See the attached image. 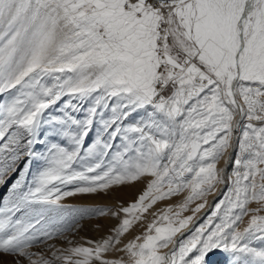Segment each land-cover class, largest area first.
I'll return each instance as SVG.
<instances>
[{
  "label": "snow or ice",
  "instance_id": "obj_1",
  "mask_svg": "<svg viewBox=\"0 0 264 264\" xmlns=\"http://www.w3.org/2000/svg\"><path fill=\"white\" fill-rule=\"evenodd\" d=\"M261 212L264 0H0V264H264Z\"/></svg>",
  "mask_w": 264,
  "mask_h": 264
},
{
  "label": "rangeland",
  "instance_id": "obj_2",
  "mask_svg": "<svg viewBox=\"0 0 264 264\" xmlns=\"http://www.w3.org/2000/svg\"><path fill=\"white\" fill-rule=\"evenodd\" d=\"M228 171H231V165L228 166ZM15 177H13L14 179ZM11 183V181H9ZM145 183L143 180H140L138 182H133L130 185H127L125 187L120 188H113L114 191L111 190L110 193L105 197H102L104 200L95 201L90 200L91 196L94 195H77L73 197H68L64 201V203L72 206H108V207H118L120 203H122L124 206H127L128 203L134 201L138 195L141 193V191L144 189ZM121 189V190H120ZM125 189V191H124ZM118 191V192H117ZM122 191V192H121ZM116 193V194H115ZM183 195H186V193L181 194L180 196L172 197L170 199L164 200L162 202H157V204L151 209L152 212H155L157 209H161L163 206L168 204H177L182 198ZM99 196H96L98 198ZM211 197V196H210ZM210 197L208 199H210ZM213 199V198H212ZM211 199V200H212ZM220 199V197H215V200ZM214 206V203H213ZM250 208H256L259 207V205L252 203L249 205ZM209 209L204 215H201V219L198 221V223H202L203 219L206 218V214L210 213ZM190 213H185V215H188ZM260 214L264 215V212H261ZM152 217L149 215L148 220L150 221ZM248 217H245L244 222L240 224V228L243 229L247 224ZM84 227L81 229L79 236L76 238L79 242L83 243V241L79 240V237H87L92 240L98 239L100 236L104 235V233L107 231L108 228L114 226L116 224L115 220L112 219H102V220H91V221H84ZM95 223H101L104 225L103 231L97 232L93 228V224ZM144 231L143 228L139 227L137 225L135 228L131 230V232L124 237L125 241L131 239L135 235H140ZM187 235V233H186ZM56 243H60L59 240L55 241ZM39 251V249H36ZM8 258V260H11V257L5 256Z\"/></svg>",
  "mask_w": 264,
  "mask_h": 264
},
{
  "label": "bare ground",
  "instance_id": "obj_3",
  "mask_svg": "<svg viewBox=\"0 0 264 264\" xmlns=\"http://www.w3.org/2000/svg\"><path fill=\"white\" fill-rule=\"evenodd\" d=\"M222 163H223V162H221V165H222ZM112 190L114 191L115 189H112ZM120 190H121V189H120ZM124 191H125V189H124ZM117 192H118V191H117ZM121 192H122V191H121ZM109 193H110V192H109ZM115 194H116V193H115ZM96 196H99V197L95 199ZM106 196H107V195L98 194V195L91 196L90 200H93V199H94L95 201L104 200L102 197H105V198H106ZM212 198H213V197L211 196L209 200H210V201H214V198H213V199H212ZM211 199H212V200H211ZM204 211H205V210H202V213H203ZM202 213H201L200 215H202ZM185 234H186V233H185ZM2 258L8 260V258L5 257V256H3Z\"/></svg>",
  "mask_w": 264,
  "mask_h": 264
},
{
  "label": "water",
  "instance_id": "obj_4",
  "mask_svg": "<svg viewBox=\"0 0 264 264\" xmlns=\"http://www.w3.org/2000/svg\"><path fill=\"white\" fill-rule=\"evenodd\" d=\"M210 209V208H209ZM209 209H206L203 213H202V215H204Z\"/></svg>",
  "mask_w": 264,
  "mask_h": 264
}]
</instances>
